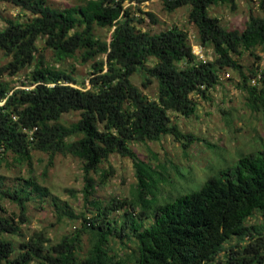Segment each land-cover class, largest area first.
<instances>
[{
	"label": "trees",
	"instance_id": "1",
	"mask_svg": "<svg viewBox=\"0 0 264 264\" xmlns=\"http://www.w3.org/2000/svg\"><path fill=\"white\" fill-rule=\"evenodd\" d=\"M5 1L33 17L9 19L0 29V50L11 57L0 74L15 76L30 69L22 86L0 79V153L11 152L30 166L35 150L48 153L51 164L60 154L80 159L84 198L97 212L83 215V227L58 243L50 244L42 230L26 240L22 225L28 223L33 196L25 187L11 189L0 180V200L8 199L19 209L9 214L0 202V264H264V151L241 154L210 172L195 191L176 187L164 163L153 165L132 147L167 135L184 149L202 140L184 133L172 114L193 115L197 104L192 94L208 97L226 67L240 71L248 106L264 109V67L257 65L248 76L232 56L244 49L264 53V15L251 12L244 29H226L210 8L233 0H163L168 11L191 7L199 43L217 55L204 61L193 52L188 31L178 26L153 34L139 29L144 18L135 17L126 0H84L65 9L46 0ZM258 6L264 13V0ZM140 13L158 22L154 13ZM96 28L110 29L111 39L97 35ZM47 49L58 62L69 57L91 62L90 86L80 87L71 72L53 65L44 55ZM152 58L155 62L149 65ZM137 71L145 76L146 88L158 81L156 98L132 82ZM77 111V121H63V115ZM112 154L133 160L138 182L131 197L102 205L93 198L99 183L92 173L107 184L114 169L101 166ZM180 177L187 179L184 173ZM28 184L37 183L28 179ZM168 184L177 188L176 195L167 191ZM115 211L121 212L120 219L112 215ZM86 234L89 249L84 254ZM10 236L22 237L18 250ZM112 242L124 249L115 251ZM129 243L134 246L125 248Z\"/></svg>",
	"mask_w": 264,
	"mask_h": 264
},
{
	"label": "rangeland",
	"instance_id": "2",
	"mask_svg": "<svg viewBox=\"0 0 264 264\" xmlns=\"http://www.w3.org/2000/svg\"><path fill=\"white\" fill-rule=\"evenodd\" d=\"M56 9H65L79 5L84 0H46ZM259 0H233L231 3H221L210 8V14L220 19L226 29H244L251 12L255 15H264L259 9ZM125 6L131 5V10L137 18H144L137 27L142 31L159 33L168 27L178 26L189 33L193 51L198 60H214L217 55L212 47H205L199 43L197 27L190 19V6H183L174 11H168L163 0H126ZM142 11L152 12L158 18V22H152L151 18ZM30 12L22 11L9 1L0 0V29L7 25L9 19L25 21L32 18ZM97 35L110 40L112 31L108 28H96ZM45 44L44 39L38 41L40 48ZM45 57L53 65L65 69L77 78L80 87H89V78L92 63H82L78 58H67L55 61L52 51L47 49ZM246 75L257 65L264 67V53L260 48L244 49L240 54L232 53ZM11 57L0 50V67L5 66ZM152 58L149 65H153ZM30 69H25L15 76L0 74V79L9 81L12 86H22L27 81ZM145 76L140 71L132 75V82L149 98H156L158 93V81L146 88L143 85ZM219 84L211 88L207 96L192 94L197 104L196 112L191 116L172 114V121L179 125L184 133H192L199 137L189 148L184 149L183 144L176 141L173 136L167 135L160 141H150L147 144L132 143L133 149L141 159H145L153 165L164 163L168 169L166 173L169 180L175 182L176 187L183 189L193 188L199 190L203 182L213 171H217L224 165L234 163L241 154L264 151V109L253 111L247 104L248 91L240 88L242 76L239 70L229 67L223 68L219 73ZM31 86V85H30ZM79 112H70L63 115L66 123L77 121ZM212 146L210 147L208 143ZM50 155L43 151H33L32 166L25 160H19L11 152L0 153V180L6 187L17 189L25 187L33 198L28 202L29 220L22 225L23 239H28L37 230L45 232L50 239V244H55L61 239L83 227L84 218L94 217L97 210L90 202H86L83 194L85 185L83 163L80 159L71 155H57L51 164ZM103 169L113 167L114 174L107 184L98 181V174L92 173L99 183L94 199L102 201V205L109 203L113 198L124 199L132 196V190L136 187L138 179L135 173L133 160L112 154L108 161H104ZM110 169V168H109ZM184 173L187 177H180ZM28 179L37 184H28ZM38 185V189L34 186ZM167 191H175L177 188L166 185ZM44 191H47L46 193ZM178 192L175 191L174 195ZM161 194V190L159 195ZM161 197V196H160ZM92 199V198H90ZM2 207L7 213L19 212L18 206L8 199L1 201ZM66 211L70 212L69 213ZM78 216L74 218L71 216ZM114 215L120 219L121 212L115 211ZM150 223L152 219H147ZM253 222L258 223L259 219ZM16 244L20 238L10 236ZM81 253L88 251V235L84 237ZM236 239V238H235ZM113 249H124L122 244L114 243ZM133 243L125 248H132ZM17 254H14L15 257ZM30 264H38L34 261Z\"/></svg>",
	"mask_w": 264,
	"mask_h": 264
},
{
	"label": "built area",
	"instance_id": "3",
	"mask_svg": "<svg viewBox=\"0 0 264 264\" xmlns=\"http://www.w3.org/2000/svg\"><path fill=\"white\" fill-rule=\"evenodd\" d=\"M260 77H261V74H259V75H258L257 77H255V78H253V79H252V82H253V83H256V82H257V78H260Z\"/></svg>",
	"mask_w": 264,
	"mask_h": 264
},
{
	"label": "clouds",
	"instance_id": "4",
	"mask_svg": "<svg viewBox=\"0 0 264 264\" xmlns=\"http://www.w3.org/2000/svg\"><path fill=\"white\" fill-rule=\"evenodd\" d=\"M194 52V51H193Z\"/></svg>",
	"mask_w": 264,
	"mask_h": 264
}]
</instances>
